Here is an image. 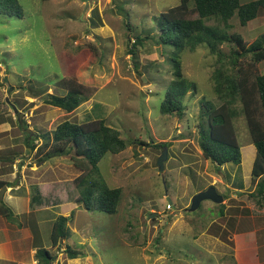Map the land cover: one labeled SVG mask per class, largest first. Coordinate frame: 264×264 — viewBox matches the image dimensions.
<instances>
[{"label":"rangeland","instance_id":"obj_1","mask_svg":"<svg viewBox=\"0 0 264 264\" xmlns=\"http://www.w3.org/2000/svg\"><path fill=\"white\" fill-rule=\"evenodd\" d=\"M250 1L253 0H239L241 4ZM18 3L22 18L0 14V95L20 115L14 114L5 103L6 111L0 115V168L11 167L16 154L24 157L22 161L33 162L31 166L46 161L40 170L53 164L55 159L35 156V149L30 152L29 147L27 154L23 148L26 140L38 147L39 139L43 141L46 134L65 120L104 119L106 125L120 132L126 144L123 152L106 153L97 164L107 186L121 189L116 214L89 212L76 204L72 214L67 212L68 219L71 214L66 225L69 237L61 249L69 246L83 254L78 257V264H235L231 234L236 229L254 228L258 229L257 238L263 249L264 200L248 197L255 194V185L250 181L252 145L243 117L233 120L240 146L239 165L218 168L202 158L198 146L197 124L206 125L201 118L205 111L202 101L220 104L210 79L219 64L203 45L193 52H183L180 58L182 76L196 85L193 96L187 93L182 98V116L159 114V104L173 79L171 50L156 45L150 36L156 38L159 34L154 19L178 5L179 0H18ZM229 23L232 26L229 33L240 34L246 44L264 38V9L245 27L238 25L236 15ZM136 37L144 40L132 55L129 50ZM219 50L227 54L229 46L222 45ZM249 59H244L243 64ZM256 69L264 74V61ZM72 73L78 82L93 89L88 101L72 113L43 103L48 94L64 93L57 83ZM27 130L31 137L39 135V139L30 141ZM161 142L168 147L163 170L159 172L157 159L163 148L152 145ZM69 152L61 155V166L53 167L61 172L65 169V177L74 179L80 171L70 161L73 149ZM189 169L201 176L198 177L201 182L215 179L212 186L225 198L221 203L226 206L223 218L219 216L220 204L209 201L189 211L191 199L177 188L181 178L190 187ZM3 177L9 179V175ZM43 178L41 182L47 180ZM70 181L61 184V188L68 183L65 186L68 191ZM234 188L240 192L235 193ZM231 192L236 197L228 200ZM75 196L76 192L72 193L71 200ZM53 215L49 212L42 216L46 220L37 225L32 248L49 249L55 256L53 264H75L62 250L51 248ZM20 216L15 224L25 222ZM6 223L12 224L0 217V226L5 227ZM223 230L227 235L222 234ZM262 249L259 258L264 264Z\"/></svg>","mask_w":264,"mask_h":264},{"label":"trees","instance_id":"obj_2","mask_svg":"<svg viewBox=\"0 0 264 264\" xmlns=\"http://www.w3.org/2000/svg\"><path fill=\"white\" fill-rule=\"evenodd\" d=\"M261 9H264V0H254L244 4H241L239 0H179L178 5L169 8L154 19L159 34L156 38L153 36L150 38L156 40V45L159 43L171 50L169 57L172 62L173 79L159 104L160 115H174L180 118L183 113L182 98L187 93L192 96L196 93V85L181 74L182 53L193 52L203 45L209 54L216 56L219 65L212 71L210 79L213 93L220 104L215 106L209 101H202L205 111L201 118L205 120L206 125L200 122L197 124L201 156L218 168L226 164L239 165L241 163L240 146L233 120L242 116L255 150L250 170V181L255 185V194H250L248 197L264 200V74H259L256 69V65L264 61V38L261 37L246 44L240 34L229 33L232 29L229 21L234 15L237 17L238 25L245 27L249 21L258 16ZM0 14L19 19L22 18L23 11L18 0H0ZM208 22L213 24L209 25ZM143 40L142 37H136L129 54L134 55V48L137 45L141 46ZM222 45L229 46L227 54L219 50ZM247 57H250L248 63L243 64V60ZM57 87L64 93L60 96L48 94L43 103L65 113H72L82 103L88 101L93 92V89L78 82L73 73L62 77ZM5 103L0 95V115L6 111ZM152 146L167 148L168 144L161 142ZM26 147L30 148V152L35 149V156L44 155L46 158L68 154L73 149L70 161L80 171V175L69 182L71 188L68 187V191L65 189L64 202H74L89 212L116 214L121 189L107 186L99 175L97 164L106 153L117 155L123 152L126 144L120 137V132L106 125L104 119L92 118L83 122L62 121L52 132L44 136L38 147L34 148L28 140H26ZM17 155H14V158ZM1 169L3 174L11 173L10 166ZM188 177L191 179L189 188L184 185L183 178L179 179L177 187L182 194L187 195L188 199L210 187L209 178L201 182L198 180L201 176H197L191 169H189ZM206 181L207 184H204ZM67 184H64V187ZM5 185L6 182L0 180V188ZM75 192L76 196L74 200H71L72 193L75 194ZM37 194V189L32 187L31 202H34V198H40ZM55 202L57 203L58 200ZM224 208V204H220L221 218L225 216ZM70 213L72 214V211ZM71 214L69 219L57 215L51 220L49 234L51 248L59 250L63 241L68 239L66 225ZM28 215L32 217L31 213ZM28 215L23 214L20 217L25 221ZM0 217L13 225L21 226L14 223L19 216H14L10 208L2 201H0ZM223 223L228 225L225 220ZM28 228H30L33 243H36L37 225L32 221L29 222ZM222 234L227 235L225 230ZM35 248L36 264H53L55 256L49 249L42 246ZM62 253L68 260L84 256L69 246H65Z\"/></svg>","mask_w":264,"mask_h":264},{"label":"crops","instance_id":"obj_3","mask_svg":"<svg viewBox=\"0 0 264 264\" xmlns=\"http://www.w3.org/2000/svg\"><path fill=\"white\" fill-rule=\"evenodd\" d=\"M26 132L29 133L28 130ZM30 135L31 133H29V136ZM30 138H32V140H34L35 142L39 139V137ZM41 142L42 140L39 139L40 144ZM26 148L27 147L24 146L23 150L27 153ZM251 149V156L253 160L255 150L253 146L251 147ZM19 158H21L20 162L17 161V159L19 160ZM52 159H55V162L53 164L48 165L43 170H40V167L46 161H43L40 164L35 163L31 166L33 162L27 163L25 161H22L24 160V157L18 154L11 163V173L3 174L0 171V180L7 183L4 186L5 189L2 196V201L4 202V204L8 208H10V210L16 216H20L23 214L28 215L29 213H31L32 215V217L28 215L26 217L27 219L23 224H21V226L7 223L5 224V227H3V225L0 226V262H6V264H36V261L34 260V253L36 248H32L33 239L32 234L28 228L29 222L34 221L36 225H39L41 224V221L43 223L46 220L42 216L46 215V213L49 212L54 213L52 220L55 218V216L60 214L61 216L66 217L67 212L69 213L73 211L75 207H77L74 202H64L66 198L65 187L61 188V184L66 181L72 180V178H70V176L68 178L65 177V169H62L61 172L60 168L53 167L56 164L57 166H61V156L50 158V160ZM16 163L17 165L15 166ZM0 170L2 169L0 168ZM57 170L61 172V174L55 173ZM7 175H9V179L4 180L5 178L3 176ZM13 176L15 178H13ZM43 176V179L45 180L46 178L47 180L41 182L40 180ZM49 176L51 177L50 180L48 179ZM61 176H64L65 178L58 179V177ZM214 184L215 179L212 178L210 186ZM32 187H35L37 189L40 196V198H34V202H31ZM234 192L239 193L240 190L237 191V189L234 188ZM52 193H56L53 195L57 198L52 199ZM235 197L236 196H234V193L231 192L228 200ZM56 200H58L57 203L55 202ZM61 200H63V202H61ZM257 232L258 229L255 228L249 231H237L236 229V231L231 234V239L235 247L233 254L235 264H261L259 258V250H261L262 248L259 246ZM3 233H6L5 236L3 235ZM9 236L14 237L10 238ZM27 242L28 245H26ZM29 244H31V246ZM60 250L63 249L60 248ZM262 250H264V247ZM26 257L29 259L28 261H26ZM77 261L80 262L78 258L72 260L73 263L76 262L75 264H78Z\"/></svg>","mask_w":264,"mask_h":264},{"label":"water","instance_id":"obj_4","mask_svg":"<svg viewBox=\"0 0 264 264\" xmlns=\"http://www.w3.org/2000/svg\"><path fill=\"white\" fill-rule=\"evenodd\" d=\"M6 104L10 106L12 112L14 114H17L18 117H20L19 113H17V110L15 106L11 103H9L7 100H5ZM20 121V120H19ZM166 159V148H163L162 154L157 159V166L158 171L161 172L163 170V161ZM5 187H1L0 189V200L3 196V191ZM203 201H210L214 204H221L223 202V198L217 193L215 188L213 186L208 187L204 191L198 192L195 195L191 197L190 205H189V211H194L198 208L199 204Z\"/></svg>","mask_w":264,"mask_h":264},{"label":"built area","instance_id":"obj_5","mask_svg":"<svg viewBox=\"0 0 264 264\" xmlns=\"http://www.w3.org/2000/svg\"><path fill=\"white\" fill-rule=\"evenodd\" d=\"M170 206H168V208H169Z\"/></svg>","mask_w":264,"mask_h":264},{"label":"clouds","instance_id":"obj_6","mask_svg":"<svg viewBox=\"0 0 264 264\" xmlns=\"http://www.w3.org/2000/svg\"><path fill=\"white\" fill-rule=\"evenodd\" d=\"M220 195V194H219Z\"/></svg>","mask_w":264,"mask_h":264}]
</instances>
